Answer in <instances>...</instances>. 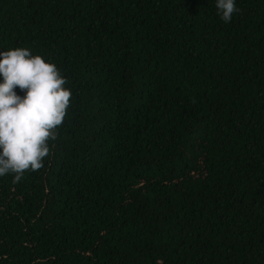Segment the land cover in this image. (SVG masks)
Here are the masks:
<instances>
[{"label": "trees", "instance_id": "obj_1", "mask_svg": "<svg viewBox=\"0 0 264 264\" xmlns=\"http://www.w3.org/2000/svg\"><path fill=\"white\" fill-rule=\"evenodd\" d=\"M235 3L0 0V52L72 92L44 166L0 177V264H264V0Z\"/></svg>", "mask_w": 264, "mask_h": 264}, {"label": "clouds", "instance_id": "obj_2", "mask_svg": "<svg viewBox=\"0 0 264 264\" xmlns=\"http://www.w3.org/2000/svg\"><path fill=\"white\" fill-rule=\"evenodd\" d=\"M215 7L225 23L239 12L235 0H216ZM66 83L54 63L29 49L0 52V177L11 174L18 183L44 166L70 107Z\"/></svg>", "mask_w": 264, "mask_h": 264}]
</instances>
